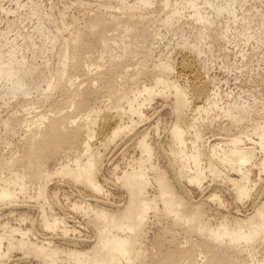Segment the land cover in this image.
Here are the masks:
<instances>
[{"label":"bare ground","instance_id":"bare-ground-1","mask_svg":"<svg viewBox=\"0 0 264 264\" xmlns=\"http://www.w3.org/2000/svg\"><path fill=\"white\" fill-rule=\"evenodd\" d=\"M42 2L0 4L16 16L0 30V145L8 148L0 146V264H264V199L247 214L218 210L229 207L224 191L237 204L264 181V97L220 103L201 62L206 48L236 56L240 68L255 48L263 52L264 0H74L69 16L68 6L55 12ZM23 19L34 21L32 32L20 29ZM156 98L173 121L154 144L143 121ZM222 117L225 132L236 131L203 140ZM117 139L138 152L109 171L120 204L99 178ZM54 178L88 193L67 208L89 236L53 212L61 207ZM207 179L218 208L189 196L187 186L202 189ZM30 205L35 218L24 213ZM152 218L163 227L148 241Z\"/></svg>","mask_w":264,"mask_h":264},{"label":"rangeland","instance_id":"rangeland-1","mask_svg":"<svg viewBox=\"0 0 264 264\" xmlns=\"http://www.w3.org/2000/svg\"><path fill=\"white\" fill-rule=\"evenodd\" d=\"M20 1L24 2V0H20ZM48 2H50L54 6H56L55 12H57L58 9H60V8L62 9L64 6H68V9H67V15L68 16L71 14L74 15L77 12L76 8H75L76 6L71 5V3L74 2V0H43L42 4L45 6V8L48 6ZM0 4H1V7H4L6 9L7 8H16L15 0H0ZM77 6L79 7V5H77ZM80 9H81V7H80ZM21 10L22 9L19 10V13H21L22 15H25V12L21 11ZM82 10H83V8L81 9V11ZM2 11H3V9L1 8L0 9V30L4 29L6 27V20H12L13 18L16 17L14 11H11V13L8 11L7 15L5 13V10L3 12ZM86 12L89 14H92V12L89 11V9ZM76 15H78V13ZM78 16L81 17V15H78ZM33 23H34V21H32L30 19H23L22 23L19 26L23 32H26V33L32 32ZM15 33H16L15 31L11 32V34H15ZM187 35L189 36L190 34L187 33ZM156 45H158V44H156ZM155 47L157 48V46H155ZM159 47H158V49H163V45L160 44ZM202 48L204 49L205 47H202ZM260 51H261V49L255 48L253 55L244 60L245 61L244 63H246V66L240 68L239 67L240 61L238 60V58L236 56L232 55L231 53H230L231 55L229 54L230 57H224V54H225L224 51H219L218 49H216V50H214V49L209 50L207 48L205 49V54L203 56H201V62L205 63V65L207 66L206 68L208 70L209 76L214 78V80H215L214 82L220 90V93L222 96V100L220 103H222L226 99L230 100V99L242 98L243 100L249 99V101H250L254 97L257 99H261L262 97H264V59H263L264 51L263 52L262 51L260 52ZM231 52L232 53L235 52L234 49L233 50L231 49ZM30 54H31V51L28 52V55H30ZM187 55H189V53ZM30 56H32V54ZM33 56L37 61L42 60L40 57H37L38 55L36 56L34 54ZM141 61L143 62V64H146L143 60H141ZM149 64H150V62L148 61L146 65H149ZM236 64H238V65H236ZM177 76H178L179 83L182 84L185 81L184 80L185 77L183 75H181V76L177 75ZM103 99L99 98V100H97V104H99L100 106H103L105 104ZM100 100H102V101H100ZM168 106L169 105H167L165 102H163V100L161 98H156V100L154 99L152 101L151 105H149V107H147L145 110L146 117L144 118L143 122H145L147 125V126L145 125V127H148L149 125L151 126V127L149 126L150 127L149 128V130H150L149 131V136H150L149 140H152L153 143L154 142L156 143L157 142L156 140H163L162 137H164V135L168 131L169 125L173 121V116L171 115V112H169L170 107H168ZM146 120H147V122H146ZM226 123H228V120H226V118H224V117L217 120V122L215 123V125H213V127H211L207 131L206 130L204 131L203 140H208V141L209 140H216V139L222 140V138L224 139L226 137H229L230 131L234 132L236 130L234 127H232L229 132H225V130L223 129V126L226 125ZM155 125L158 127V132H156V129H155L156 126ZM21 135L22 134L15 135L13 137V141L16 142L18 140V137H22ZM20 139L21 138H19V140ZM121 139H119V140L117 139L115 141L116 142L115 144H118V145L112 144V146H110L107 149V151L109 149L110 150L108 152L106 151L104 156L102 155L103 156L102 157V165H103L102 168H103V170H101V171L103 172V174L101 172V176L99 175L100 176L99 177L100 182H102L101 184L104 185V187L106 186V189L109 188V190L111 191V194L113 193L108 198L109 201L110 200H111V202L115 201L116 204H120L119 202H123L124 197H122V196H124V195L119 189H117L114 186V181L112 180V176H110L111 174L109 171L115 165H118L119 167H124L125 164L127 163V161H129L131 159V157H137L138 156V152H137L134 144L131 143L130 141L119 142ZM122 141H123V139H122ZM4 146L5 145L1 146L3 153H4V151L7 152V150H4L7 147H4ZM1 147H0V149H1ZM101 152H103V151H101ZM0 153H1V150H0ZM61 159H64V157ZM61 159L57 160V161H61ZM53 165H54V162L49 163L50 168H52ZM258 176H259L258 171L255 168H253L252 172H251V179L252 180L258 179ZM103 177L105 179H108L106 177H109V179L106 180V181H108V183L106 181H103V180H105V179H103ZM262 177H263L262 179H264V176H262ZM56 179H57V181H56ZM112 183H113V185H112ZM212 183H215V182H212L210 179L205 180L202 189H195L193 187L187 186L190 189L189 190L190 191L189 196H191V198H193V200L195 199V201L196 200L198 201V199L201 200V198L202 199L206 198V200L208 201L207 203H208L210 208L212 207L214 209V208H216V206L218 208L217 202L215 203V201H212V200H210L211 201L210 202L208 200L209 198L206 197L209 194L210 186H212L210 184H212ZM208 185H210V186L208 187ZM262 186H264V181H260L258 183V185L256 186V191H254V193L257 191L258 192L255 193V195H253L251 198L245 200L244 202L237 203V204L236 203L234 204L232 196L228 192L224 191V193H222L223 199H224L225 203H227V205L229 204L228 205L229 207H226V208L219 207L218 210L220 211L221 214H223V215L227 214L229 216H235L238 212L240 214L250 213L253 210L255 200H258L257 198H259V197L260 198L262 197L264 199V187H262ZM206 187H207V189H206ZM49 189L51 191H57L58 192L57 193V196H58L57 200H58V203L61 205V207H60L61 210L58 207L59 210L56 208V211H53V212L59 213L60 216H64V215H62V213L64 214V212H65V216L68 217V218L66 217V219L68 220L67 223L69 226H76L75 228H77L79 230L80 225H81L80 235L77 234L76 236L82 237V235H84V237H82V238H85V236H89L90 230L89 229L86 230V228L85 229L83 228L85 220H83V218L80 215L69 211V209L67 208V205L69 204V202H71V201L74 202V201H79V200L81 201V199L83 200L84 198H86L87 195L84 193L86 191L83 190L81 187H75L74 185L66 183L64 181L61 182V180L59 181L58 178H54L52 180V182L49 183ZM260 192H262L263 194ZM67 199L68 200L70 199L69 202ZM65 205H66L67 210L64 208ZM30 206H32V208L30 209V207H29L28 209L27 208L24 209V213H25V211H27L26 212L27 214H29L33 218H35L36 217V209H35L36 207L34 205H30ZM62 206L65 210L62 208ZM13 217L14 216H9V218L7 220L11 223L12 226L13 225L15 226V225L19 224V222H18V220L14 219V218H16V216L14 218ZM0 220H2V222L5 221L2 218ZM151 220L153 221V222L150 221V222H152L151 223L152 225L148 224V226H147L148 230H149V231H147V234H146L148 241L153 240L155 238V236H157V234L160 233V231L158 233V229H162V227H163V224L159 223L157 221H154L155 220L154 218H152ZM81 223H83V225ZM27 224L29 225V221L22 223L21 226L24 227ZM28 264H30V263H28ZM31 264H36V263L33 261Z\"/></svg>","mask_w":264,"mask_h":264}]
</instances>
